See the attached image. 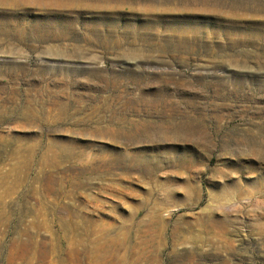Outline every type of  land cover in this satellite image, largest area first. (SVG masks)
<instances>
[{
	"label": "rangeland",
	"instance_id": "rangeland-1",
	"mask_svg": "<svg viewBox=\"0 0 264 264\" xmlns=\"http://www.w3.org/2000/svg\"><path fill=\"white\" fill-rule=\"evenodd\" d=\"M259 1L0 0V264H264Z\"/></svg>",
	"mask_w": 264,
	"mask_h": 264
},
{
	"label": "bare ground",
	"instance_id": "bare-ground-1",
	"mask_svg": "<svg viewBox=\"0 0 264 264\" xmlns=\"http://www.w3.org/2000/svg\"><path fill=\"white\" fill-rule=\"evenodd\" d=\"M224 1L226 2V0H224ZM254 1H256L258 3L259 0H254ZM256 2H253V4L255 5ZM262 2H261V4H262ZM218 3H220V2H218ZM249 3H250V1H249ZM263 4H264V2H263ZM229 5H231V4H229ZM258 5H260V4H258ZM216 6H218V5H216ZM256 6H257V4H256ZM242 9L243 10L238 11V8L236 7L234 10H233V8H231L230 12H225V11L215 7V8H211V9H205L204 14H207L212 19V22L208 23L209 27H211V26L212 27H220V26L229 27L230 26V27H234L236 29V28H241V27L245 26L243 29L247 30L251 37L254 36L257 43L263 41L264 40V9L262 7H259V8L258 7H253V8L242 7ZM180 33H181V35H180L181 38L186 37V39L184 41H182L183 46H188L189 43L197 42L198 35L200 34V32H198V31L197 32L182 31ZM215 36H216L215 32H211V33L206 32L205 39H210V38H213ZM226 38L231 40L230 42L234 45L235 48H233V49H235V50L236 49H244V47L242 45H244L245 43H247L249 41V39H247V37H244V36H242V37L229 36ZM210 51H211V49H210ZM223 51H224V49L221 50V53ZM207 52H209V51H207ZM246 52H247L246 50H243V52H241V53L246 55L247 54ZM253 53L255 54V52H253ZM134 55H136V54H134ZM131 56H133V55H130V57ZM125 57L127 58V56H125ZM147 125L148 124H144V125H142V127H145ZM191 129L194 130L195 127L193 126ZM159 130H161V129H159ZM159 130H157V131L159 132ZM150 131H152V130H149V132ZM137 132H139L138 135L141 137L143 135L142 133L145 131L140 130ZM190 133H191V131H190ZM148 134H150V133H148ZM159 135H160V133H159ZM154 147H157V146H154ZM126 159H127L126 155H120L119 157L115 158V161L125 162ZM193 163H194L193 161L190 162V164H193ZM177 164H179L178 167L183 168V165H184L183 163H177ZM124 167H127L129 169H135L138 172H140L143 177H146V178H153L155 173H156V170H157V168H154L152 166L151 162H149L148 160H146L144 158L142 161L137 162L135 165L134 164H129V165L124 164ZM215 184L219 185V183H215ZM230 189L231 190L226 189V190L222 191L217 196H215V199L216 200H222L228 196H231V194L238 196L240 194H244V192H248V190L246 191V187L240 186V184H237L236 186H233ZM255 191L261 197L264 196V181H263V179L260 180L259 185L257 184V186H255ZM170 193L171 192H168V191L164 192V200H166V201L172 200V199H170V196H171ZM150 195L152 198L155 197L154 193H152V194L150 193ZM94 253H93L94 254V261L91 258L92 264H122V263H117L114 260L106 261L107 263H104V260L102 262L101 260H99V258H97L98 252H94ZM106 259L107 258L105 257V260ZM123 264H126V262Z\"/></svg>",
	"mask_w": 264,
	"mask_h": 264
}]
</instances>
